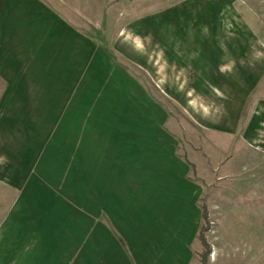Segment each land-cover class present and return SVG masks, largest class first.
<instances>
[{
	"label": "rangeland",
	"instance_id": "rangeland-1",
	"mask_svg": "<svg viewBox=\"0 0 264 264\" xmlns=\"http://www.w3.org/2000/svg\"><path fill=\"white\" fill-rule=\"evenodd\" d=\"M50 2L136 78L138 104L103 105L100 130L120 117L122 176L137 166L152 177L144 183L162 204L145 213L151 227L171 185L200 215L192 264H264V0ZM29 196L14 209L0 199L1 227L9 213L27 220L49 207Z\"/></svg>",
	"mask_w": 264,
	"mask_h": 264
},
{
	"label": "crops",
	"instance_id": "crops-1",
	"mask_svg": "<svg viewBox=\"0 0 264 264\" xmlns=\"http://www.w3.org/2000/svg\"><path fill=\"white\" fill-rule=\"evenodd\" d=\"M50 3L0 0V199L49 206L27 220L2 217L0 264H192L200 215L164 186L152 228L145 213L162 204L144 183L152 177L137 166L122 176L120 117L100 130L103 105L138 104L136 78ZM241 71L236 78L248 77Z\"/></svg>",
	"mask_w": 264,
	"mask_h": 264
},
{
	"label": "trees",
	"instance_id": "trees-1",
	"mask_svg": "<svg viewBox=\"0 0 264 264\" xmlns=\"http://www.w3.org/2000/svg\"><path fill=\"white\" fill-rule=\"evenodd\" d=\"M202 230H204V229L203 228L201 229V232L199 233L198 237H199L200 240L203 241V239H202Z\"/></svg>",
	"mask_w": 264,
	"mask_h": 264
}]
</instances>
